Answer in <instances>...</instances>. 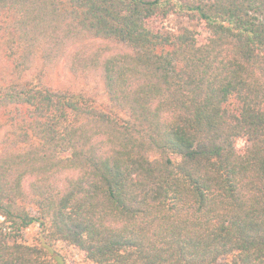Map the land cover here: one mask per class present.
Listing matches in <instances>:
<instances>
[{
  "label": "trees",
  "instance_id": "obj_1",
  "mask_svg": "<svg viewBox=\"0 0 264 264\" xmlns=\"http://www.w3.org/2000/svg\"><path fill=\"white\" fill-rule=\"evenodd\" d=\"M59 63L90 91L45 84ZM59 243L264 264V0H0V264Z\"/></svg>",
  "mask_w": 264,
  "mask_h": 264
},
{
  "label": "rangeland",
  "instance_id": "obj_2",
  "mask_svg": "<svg viewBox=\"0 0 264 264\" xmlns=\"http://www.w3.org/2000/svg\"><path fill=\"white\" fill-rule=\"evenodd\" d=\"M164 24L170 28H175L176 26V22L173 19L168 20ZM35 68L36 67L31 69V71L26 74L27 79H31L33 77ZM43 82L50 87L74 93L80 92L82 89H88L90 91L92 87L91 81L85 84L81 78H76L68 74L62 63L48 67L45 74H43ZM100 100L104 101V98L102 97ZM244 144V141L241 139L236 140V150H243ZM37 233V227H31L22 232L20 239L26 244L34 245ZM54 251V255L59 258L62 264H91L84 259L82 253H80L76 248L66 245L65 243L57 244Z\"/></svg>",
  "mask_w": 264,
  "mask_h": 264
}]
</instances>
